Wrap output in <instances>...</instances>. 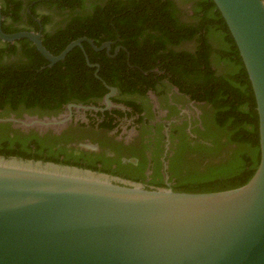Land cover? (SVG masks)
<instances>
[{
  "label": "flooded vegetation",
  "instance_id": "af4514ba",
  "mask_svg": "<svg viewBox=\"0 0 264 264\" xmlns=\"http://www.w3.org/2000/svg\"><path fill=\"white\" fill-rule=\"evenodd\" d=\"M217 10L209 0H0L2 32L36 33L52 55L79 41L50 62L27 37L0 38V117L47 120L0 130L38 160L120 184L173 188L217 166L227 149L203 138L212 108L202 98L232 67L216 62L226 49Z\"/></svg>",
  "mask_w": 264,
  "mask_h": 264
},
{
  "label": "water",
  "instance_id": "95a60500",
  "mask_svg": "<svg viewBox=\"0 0 264 264\" xmlns=\"http://www.w3.org/2000/svg\"><path fill=\"white\" fill-rule=\"evenodd\" d=\"M213 2L255 98L259 161L251 177L231 189L185 192L0 155V264H264V2ZM20 37L50 62L79 44L52 55L38 34L0 29L3 40ZM0 121L47 123L35 117Z\"/></svg>",
  "mask_w": 264,
  "mask_h": 264
},
{
  "label": "trees",
  "instance_id": "16d2710c",
  "mask_svg": "<svg viewBox=\"0 0 264 264\" xmlns=\"http://www.w3.org/2000/svg\"><path fill=\"white\" fill-rule=\"evenodd\" d=\"M38 1L50 4L52 0ZM209 3L215 6L212 0ZM217 12L220 15L218 10ZM139 13L135 17L137 24L143 21L148 23L144 10ZM220 19L222 21L218 28L226 42V49L218 57L220 60L231 61L232 67L228 66V75L220 77L218 83H215L217 88H214V93L202 97L212 108V118L206 123L210 136L203 134V138L207 141L212 138L210 150H220L227 145L232 148L217 166L186 175L172 188L175 191L210 192L235 188L251 177L259 161L258 116L254 94L237 46L221 15ZM223 133L226 135L224 141L221 135ZM24 148L26 147L19 138L15 135L9 137L8 133L0 130V155L23 159L47 158L39 153L30 155Z\"/></svg>",
  "mask_w": 264,
  "mask_h": 264
},
{
  "label": "rangeland",
  "instance_id": "374dc122",
  "mask_svg": "<svg viewBox=\"0 0 264 264\" xmlns=\"http://www.w3.org/2000/svg\"><path fill=\"white\" fill-rule=\"evenodd\" d=\"M216 62H217V64H218V66H220V68H222V67H225V68H226V67H227L226 64H224L223 61L220 60L219 57H217ZM209 133H210V131H209V129H207V130L204 131L203 134H204V136L209 137V136H210ZM221 135H222V140L224 141L226 135H225L224 133L221 134ZM210 139L212 140V138H210ZM211 140H208V141L211 142ZM215 142H216V141H215ZM231 148H232V146L227 145V146H226V149H227V150H226V151H223V154H222L221 156H222V157L225 156V155H226V152L230 151ZM189 176H190V175H189Z\"/></svg>",
  "mask_w": 264,
  "mask_h": 264
}]
</instances>
